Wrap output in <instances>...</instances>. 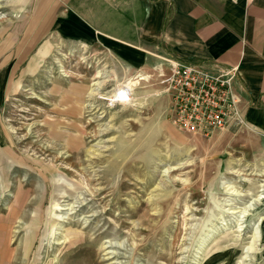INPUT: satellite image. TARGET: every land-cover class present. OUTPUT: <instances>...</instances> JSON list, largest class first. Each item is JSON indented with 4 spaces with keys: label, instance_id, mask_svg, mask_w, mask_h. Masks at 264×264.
Masks as SVG:
<instances>
[{
    "label": "rangeland",
    "instance_id": "374dc122",
    "mask_svg": "<svg viewBox=\"0 0 264 264\" xmlns=\"http://www.w3.org/2000/svg\"><path fill=\"white\" fill-rule=\"evenodd\" d=\"M33 3L0 0V264H264L262 133L183 132L165 68L37 40Z\"/></svg>",
    "mask_w": 264,
    "mask_h": 264
},
{
    "label": "crops",
    "instance_id": "0c3cea01",
    "mask_svg": "<svg viewBox=\"0 0 264 264\" xmlns=\"http://www.w3.org/2000/svg\"><path fill=\"white\" fill-rule=\"evenodd\" d=\"M33 8L35 39L89 37L140 75L169 74L167 55L236 68L238 113L264 137V0H34Z\"/></svg>",
    "mask_w": 264,
    "mask_h": 264
},
{
    "label": "built area",
    "instance_id": "2783aa9c",
    "mask_svg": "<svg viewBox=\"0 0 264 264\" xmlns=\"http://www.w3.org/2000/svg\"><path fill=\"white\" fill-rule=\"evenodd\" d=\"M163 59L169 67V74L162 75L170 96L167 117L176 127L190 135H209L234 116L240 117L234 91L236 68L186 62L170 55Z\"/></svg>",
    "mask_w": 264,
    "mask_h": 264
},
{
    "label": "bare ground",
    "instance_id": "6f19581e",
    "mask_svg": "<svg viewBox=\"0 0 264 264\" xmlns=\"http://www.w3.org/2000/svg\"><path fill=\"white\" fill-rule=\"evenodd\" d=\"M134 85H135V81L134 82L129 81L126 85L120 87L118 92L115 95H118L119 100H128L130 98V95H131V87ZM92 91H93V89H92ZM93 92H95V91H93ZM102 95H103V92H102Z\"/></svg>",
    "mask_w": 264,
    "mask_h": 264
}]
</instances>
